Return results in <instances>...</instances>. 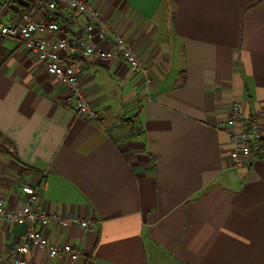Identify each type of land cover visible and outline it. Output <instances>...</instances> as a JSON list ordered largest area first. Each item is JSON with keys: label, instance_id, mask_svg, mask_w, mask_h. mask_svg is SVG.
<instances>
[{"label": "crops", "instance_id": "obj_1", "mask_svg": "<svg viewBox=\"0 0 264 264\" xmlns=\"http://www.w3.org/2000/svg\"><path fill=\"white\" fill-rule=\"evenodd\" d=\"M86 1L151 82L122 62L83 60L81 89L97 116L79 118L44 64L3 39L0 201L20 209L30 185L49 213L93 220L92 232L45 231L78 247L79 264H264V159L239 166L229 155L235 103L264 139V0ZM11 5L0 23L30 11ZM68 20L81 35L82 18ZM23 232L0 224V264Z\"/></svg>", "mask_w": 264, "mask_h": 264}, {"label": "built area", "instance_id": "obj_2", "mask_svg": "<svg viewBox=\"0 0 264 264\" xmlns=\"http://www.w3.org/2000/svg\"><path fill=\"white\" fill-rule=\"evenodd\" d=\"M27 1L30 11L44 10L50 17L37 20L30 11H22L17 21L0 23V39L17 40L28 53L44 64L47 74L68 91L66 104L77 117L94 120L97 116L96 109L86 101L81 89L83 60L122 62L141 84H150L149 72L131 45L86 0ZM11 3L13 0H0V10ZM69 16L82 18L81 35H70L73 20L61 21ZM94 40L108 42L112 49L102 50L93 44ZM240 109L239 103L232 106L229 155L237 165L243 166L253 156L264 159V144L255 114L243 116ZM260 115L264 117V109ZM20 189L25 197L20 209H8L0 201V224L7 223L24 229L19 241L10 245L5 264H79L82 253L78 247L53 242L46 237L45 231L55 227L92 232L95 230L93 220L51 214L41 206L36 187L22 185Z\"/></svg>", "mask_w": 264, "mask_h": 264}, {"label": "water", "instance_id": "obj_3", "mask_svg": "<svg viewBox=\"0 0 264 264\" xmlns=\"http://www.w3.org/2000/svg\"><path fill=\"white\" fill-rule=\"evenodd\" d=\"M29 7V3L27 0H13V3L11 5V8L14 11H19L20 8H28Z\"/></svg>", "mask_w": 264, "mask_h": 264}, {"label": "trees", "instance_id": "obj_4", "mask_svg": "<svg viewBox=\"0 0 264 264\" xmlns=\"http://www.w3.org/2000/svg\"><path fill=\"white\" fill-rule=\"evenodd\" d=\"M3 41V39H0V46H1V42ZM2 58H3V53H2V50H1V47H0V61H2ZM125 122H130V121H125ZM261 142H263V144H264V139H263V137H262V140H261ZM1 143V142H0Z\"/></svg>", "mask_w": 264, "mask_h": 264}, {"label": "rangeland", "instance_id": "obj_5", "mask_svg": "<svg viewBox=\"0 0 264 264\" xmlns=\"http://www.w3.org/2000/svg\"><path fill=\"white\" fill-rule=\"evenodd\" d=\"M3 1H5V0H3ZM4 23V22H3ZM0 142H1V139H0Z\"/></svg>", "mask_w": 264, "mask_h": 264}]
</instances>
